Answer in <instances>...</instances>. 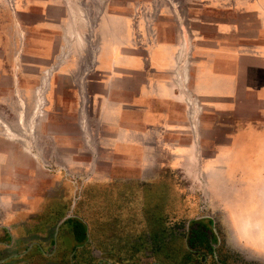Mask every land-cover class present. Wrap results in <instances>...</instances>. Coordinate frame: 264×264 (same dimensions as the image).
<instances>
[{
    "label": "rangeland",
    "instance_id": "obj_1",
    "mask_svg": "<svg viewBox=\"0 0 264 264\" xmlns=\"http://www.w3.org/2000/svg\"><path fill=\"white\" fill-rule=\"evenodd\" d=\"M42 1L0 0V114L13 127L8 124L4 132L0 124V264H99L100 259L113 264H264V130L259 136L250 133L242 149L239 165L248 176L230 174L226 161H210L225 154L227 147L222 145L231 143L240 129L264 128V101L246 99L230 115H207L202 169L187 162L183 172L173 162L175 149L168 152L161 146L151 147L146 162L135 156L131 160L129 146H105L110 134L105 126L110 121H104L102 113L109 108L105 99L111 93L112 103L121 101L117 112L127 111L131 93L136 83L146 81L147 70L139 72L132 83L131 74L137 72L102 66V48H107L106 58L119 43L125 55L132 51L146 55L147 46L154 45L159 36L178 35L169 1L65 0L71 20L64 15L63 0H53L47 9L49 19L70 18V33L67 38L63 26L57 27L53 44L50 39L47 46L41 44L36 30L45 22ZM171 1L177 12L191 17L200 2ZM100 14L110 19L117 16L112 28L118 27L122 35L112 34L109 25L100 32ZM9 44L16 45L9 50ZM183 44L178 61H183L184 68L178 81L185 89L191 47L187 32ZM58 56L60 61L65 58L60 66ZM14 57L17 64L10 60ZM17 66L24 78L22 87L37 88L35 98H28L23 110L17 101L3 98L11 87L4 74ZM115 78L118 83H110ZM115 84L119 86L116 93ZM188 98L192 108L198 109V98ZM123 116L124 125L128 124L129 116ZM108 118L117 122L111 114ZM143 133L140 138L153 142L155 133ZM138 151L142 154V147ZM168 166L172 182L180 186L186 200L185 211L147 210L143 205L137 210L120 203L116 186L121 180L151 177ZM210 169L219 170L214 178L209 177ZM69 218L86 224L89 239L80 248L73 224L65 222ZM195 222L212 230L213 252L205 251L203 263L204 251L191 249L187 239ZM78 249L84 251L74 258Z\"/></svg>",
    "mask_w": 264,
    "mask_h": 264
},
{
    "label": "crops",
    "instance_id": "obj_2",
    "mask_svg": "<svg viewBox=\"0 0 264 264\" xmlns=\"http://www.w3.org/2000/svg\"><path fill=\"white\" fill-rule=\"evenodd\" d=\"M168 1L179 25L177 38L176 36H159L154 45L147 46L146 55L134 51L125 55L120 50L122 46L119 43L114 45L113 51L111 49L112 56L108 55L106 58L107 48H102L104 50L102 66L105 65V68L111 70L123 67L132 73L137 72L138 74H131L132 83L139 72L147 70L146 81L139 85L136 83L134 92L131 93V105L127 111L118 113L120 109H117V105H120L121 101L112 103L110 101L113 97L112 93L109 97H105L109 108H104L102 116L104 121H110L109 126H105L110 131L105 146H129L131 160L135 156L137 161L141 159L143 162L148 161L151 147H165L168 148V152L170 148H174L173 162L177 168L183 169V172L185 170L186 173L187 162L192 168L193 165L197 168V164L202 166L203 130L208 127L207 115L210 117L221 114L230 115V112L236 111L242 100L246 99L264 101V0H200L199 5L194 8L195 13L192 17L181 14V11L177 12L174 3L171 0ZM42 3L39 7L43 13L45 12V22L41 24V27L36 26L38 28L36 30L40 33L38 35H40L41 44L45 42L46 45L50 39L53 44L52 35L60 26H63L68 38L70 33L68 19H73L71 12L68 14L66 11L65 0L62 2L64 15L71 17H65L63 20L49 19L47 9L53 5V0H45ZM72 3L74 5V2ZM190 10L193 9L190 8ZM101 18L103 21L100 32L109 25L113 30V32L110 31L112 34L116 37L122 35L118 27H115L118 21L117 16L110 19L107 16L98 15L99 21ZM17 20V24H21V20ZM112 22L115 23L113 28ZM10 24L12 25V22L6 28H9V33L12 30ZM13 28L17 33L18 29L14 24ZM6 29L4 28V32ZM185 32L190 37L191 47L188 79L185 89H182L178 78L184 66L183 61H178V54L182 50ZM12 45L16 44H9V50H12ZM2 48L5 50L7 46ZM66 49L67 47L64 46L63 51ZM59 56L57 66L65 61V58L60 61ZM10 60L18 63L16 57ZM11 70L4 74L9 79L11 87L7 89L3 98L17 101V105L23 110L27 99L34 96L37 88L35 89L32 85L27 88L22 87L24 78L20 76L21 66L15 67L14 72L13 68ZM116 79L110 83H118ZM115 85L117 86H112V90L116 93L119 86ZM188 97L198 98L200 103L198 109L192 108ZM23 99L26 100L25 103ZM110 109L114 110L109 112ZM110 114L112 120L117 122L109 120ZM123 114L129 116L128 124L124 125ZM2 118L7 121L5 117L2 116ZM21 121L22 113H19V125ZM7 123L11 126L8 121ZM3 130L5 132L4 128ZM263 130L264 128L253 125L240 129L232 137L231 143L222 145L227 147L225 154L216 155L214 160H210L211 163L226 161L230 165V174L236 172L234 174L236 177L241 176V173L248 176V171L245 170L244 173V168L242 169L239 165L241 152L243 147L248 145L247 136L252 132L259 136ZM144 131L145 134L153 133L154 135L155 133L153 142L139 137L140 134L144 135ZM139 146L142 147V154L140 150L138 151ZM135 149L136 153H134ZM169 171L168 166L167 169L161 168L151 177L121 180L118 183L119 187L116 186V190L119 188L120 203L131 204L132 207L129 209L137 210L144 206L147 210L185 211L186 200L181 197L180 186L172 182ZM208 172L209 177L214 178V173H218L219 170L210 169ZM172 187H174L173 190ZM134 204H137V207Z\"/></svg>",
    "mask_w": 264,
    "mask_h": 264
},
{
    "label": "trees",
    "instance_id": "obj_3",
    "mask_svg": "<svg viewBox=\"0 0 264 264\" xmlns=\"http://www.w3.org/2000/svg\"><path fill=\"white\" fill-rule=\"evenodd\" d=\"M174 187H172V190ZM59 214H63V212H59ZM68 224H73L74 226V236L77 241V246L79 244H82L86 242L88 238V233H87V227L86 224L83 223L79 218H69L65 221ZM210 232H212L211 227L208 226L205 223L202 222H195L193 224V227L191 228L190 233L188 234V244L191 249L201 251L202 252V262H204V259L206 255L204 254L206 251V254H212L213 252V247H212V240H210ZM8 232L5 230V236L7 237ZM76 248V247H75ZM37 249L42 252V246L39 244L37 245ZM84 250L83 249H78L76 250V254L74 258H77L79 254H81ZM79 264H82L80 261ZM113 264V263H112ZM115 264V263H114Z\"/></svg>",
    "mask_w": 264,
    "mask_h": 264
},
{
    "label": "bare ground",
    "instance_id": "obj_4",
    "mask_svg": "<svg viewBox=\"0 0 264 264\" xmlns=\"http://www.w3.org/2000/svg\"><path fill=\"white\" fill-rule=\"evenodd\" d=\"M184 46H185V44H183V48H184ZM181 83H182V82H181ZM181 83H180V84H181ZM0 124H2L3 128H5V129H8V128H9L8 123L3 122L1 118H0ZM18 140H23V139L20 138V139H18Z\"/></svg>",
    "mask_w": 264,
    "mask_h": 264
},
{
    "label": "flooded vegetation",
    "instance_id": "obj_5",
    "mask_svg": "<svg viewBox=\"0 0 264 264\" xmlns=\"http://www.w3.org/2000/svg\"><path fill=\"white\" fill-rule=\"evenodd\" d=\"M88 239H89V236H88V238H87V240L86 241H88ZM78 247V246H77ZM78 248H80V247H78ZM102 261H105V262H107L106 260H102V259H100V261H99V264H101L102 263ZM107 263H109V264H112L110 261H108Z\"/></svg>",
    "mask_w": 264,
    "mask_h": 264
}]
</instances>
